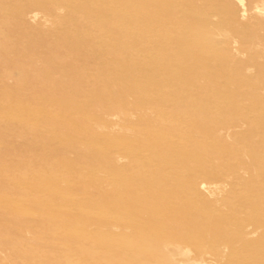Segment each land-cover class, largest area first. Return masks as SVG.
Here are the masks:
<instances>
[{"label":"rangeland","instance_id":"obj_1","mask_svg":"<svg viewBox=\"0 0 264 264\" xmlns=\"http://www.w3.org/2000/svg\"><path fill=\"white\" fill-rule=\"evenodd\" d=\"M255 2L0 0V264H264Z\"/></svg>","mask_w":264,"mask_h":264},{"label":"bare ground","instance_id":"obj_2","mask_svg":"<svg viewBox=\"0 0 264 264\" xmlns=\"http://www.w3.org/2000/svg\"><path fill=\"white\" fill-rule=\"evenodd\" d=\"M216 1H221V0H216ZM222 1H224V0H222ZM241 1H239V3H240ZM241 4V3H240ZM250 4H252V3H250ZM260 4H264V0H256V2H255V4H254V6L253 7H255V9L256 10H259V9H257L258 8V6L260 5ZM224 7L227 9V10H230L231 11V13L233 14V16H234V19H235V22L237 21V22H239V21H241V19H242V16H241V12L239 13V11H238V9L235 7V6H231L230 4H228L227 3V5H224ZM262 7V6H261ZM261 11V10H260ZM248 12V11H247ZM246 12H244L243 14H245ZM249 14L251 13V12H248ZM248 13H246V15L248 14ZM248 14V15H249ZM245 15V16H246ZM247 15V16H248ZM246 16V17H247ZM244 20H245V18H244ZM198 188L199 189H201V190H205L206 188H207V186H206V184L205 183H200L199 184V186H198Z\"/></svg>","mask_w":264,"mask_h":264}]
</instances>
